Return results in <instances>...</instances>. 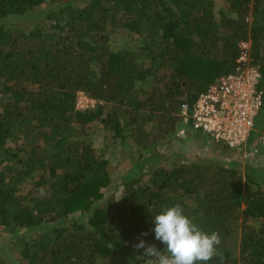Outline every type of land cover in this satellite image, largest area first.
Returning a JSON list of instances; mask_svg holds the SVG:
<instances>
[{
    "label": "trees",
    "instance_id": "1",
    "mask_svg": "<svg viewBox=\"0 0 264 264\" xmlns=\"http://www.w3.org/2000/svg\"><path fill=\"white\" fill-rule=\"evenodd\" d=\"M217 18L214 0H0V241L24 242L22 264H150L155 258L134 245L143 239L167 254L153 218L177 204L202 231L220 234L224 264H264L263 169L173 155L144 182L158 158L140 155L122 197L105 199L109 161L84 130L100 121L143 153L178 139L182 105L207 90L210 68L235 70L243 40L264 92V0H227ZM23 20L32 28L12 27ZM121 30L140 47L113 49ZM80 93L95 108L77 109ZM255 131L264 134V102ZM75 213L90 215L64 224Z\"/></svg>",
    "mask_w": 264,
    "mask_h": 264
},
{
    "label": "rangeland",
    "instance_id": "2",
    "mask_svg": "<svg viewBox=\"0 0 264 264\" xmlns=\"http://www.w3.org/2000/svg\"><path fill=\"white\" fill-rule=\"evenodd\" d=\"M215 1V9L217 13V19L220 20V10L227 6V0H214ZM49 9L48 6L43 7L38 10L35 14H42ZM253 18L249 16L247 21L252 24ZM33 21L23 20L19 23V25L12 26L13 28L18 27H28L32 28L31 25ZM141 40L140 37L136 35L129 34L126 30H121L118 33H115L113 39L111 41V47L113 49H135L140 47ZM264 54V45L263 51ZM217 67L210 68L207 71L211 75V78H207V76L203 77V82L205 83V88L215 82L221 75V72L216 73ZM138 89L148 90L150 88V83H138ZM1 97V95H0ZM80 101L85 102V98L77 97ZM88 101V100H87ZM96 102V103H95ZM89 103L95 104L94 106L90 104V108H95L97 101ZM88 103V104H89ZM182 120L180 122L179 127L183 128ZM84 130L89 133V140L93 143L96 149L103 150L105 158L109 161L108 171L110 177L112 179V185L107 189H103L105 199L110 196H115L120 199L123 193V182L126 176V172L132 167V164L136 163L139 160L140 155H143L146 159H154L157 157L158 159L155 164L152 166L149 165V168H144L143 173L145 174L144 182H147L150 178L148 174V169L151 167H155L156 165H168L166 158L171 157L173 155H181L186 157L188 160H204L208 158H216L222 162H232L239 166V169L244 170L245 165H252L254 167L263 169L264 171V134L261 136L256 134L254 131L252 133V138H250V143L255 140V144L248 146L242 150H231L223 144H218L214 142L210 137H207L205 134L198 132L187 133L182 137H178V139L172 135L169 140H167L165 145H158L155 148L143 153L140 151V147L135 144L133 141H129L126 146H122L120 142L113 138L112 134L105 130L104 125L100 121H96L84 127ZM86 132V133H87ZM18 148L20 144L16 145ZM34 182H30L27 184L23 193H27L33 186ZM90 213L81 214L75 213L69 219V222L64 224H71L73 220H80L88 218ZM35 233V232H34ZM33 233V234H34ZM36 233H39L36 231ZM240 239V229H237L233 242L238 243ZM13 242V243H12ZM24 242L12 239H4L0 241V250H1V259L3 264H22L19 259H21L20 249L21 245ZM99 264H131L127 259L118 257H108L100 260ZM150 264H155V261L150 262Z\"/></svg>",
    "mask_w": 264,
    "mask_h": 264
},
{
    "label": "built area",
    "instance_id": "3",
    "mask_svg": "<svg viewBox=\"0 0 264 264\" xmlns=\"http://www.w3.org/2000/svg\"><path fill=\"white\" fill-rule=\"evenodd\" d=\"M238 49L235 70L220 76L193 105H182L180 116L184 126L178 137L200 132L231 150L247 147L263 106L264 92L260 89L262 73L254 62L251 41H241ZM80 97L88 101L77 98V109L88 110L90 104L95 105L89 103L94 100L85 94L80 93Z\"/></svg>",
    "mask_w": 264,
    "mask_h": 264
},
{
    "label": "clouds",
    "instance_id": "4",
    "mask_svg": "<svg viewBox=\"0 0 264 264\" xmlns=\"http://www.w3.org/2000/svg\"><path fill=\"white\" fill-rule=\"evenodd\" d=\"M153 221L154 228L151 231L154 232L155 240L165 245L167 254L143 239L134 247L137 250L143 249V255L154 257L155 264H208L214 257H218L220 264H224V256L218 252L220 234L202 231L184 214L179 204L163 210ZM141 235L147 236L148 233Z\"/></svg>",
    "mask_w": 264,
    "mask_h": 264
},
{
    "label": "crops",
    "instance_id": "5",
    "mask_svg": "<svg viewBox=\"0 0 264 264\" xmlns=\"http://www.w3.org/2000/svg\"><path fill=\"white\" fill-rule=\"evenodd\" d=\"M199 133V132H198ZM207 136V135H206Z\"/></svg>",
    "mask_w": 264,
    "mask_h": 264
}]
</instances>
